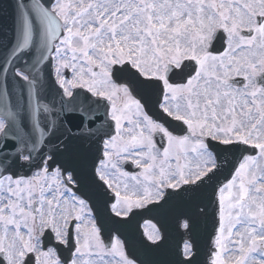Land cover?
<instances>
[{"label":"snow or ice","instance_id":"obj_1","mask_svg":"<svg viewBox=\"0 0 264 264\" xmlns=\"http://www.w3.org/2000/svg\"><path fill=\"white\" fill-rule=\"evenodd\" d=\"M202 190L178 264L201 222L205 264H264V0H14L0 264H151L128 221Z\"/></svg>","mask_w":264,"mask_h":264},{"label":"water","instance_id":"obj_2","mask_svg":"<svg viewBox=\"0 0 264 264\" xmlns=\"http://www.w3.org/2000/svg\"><path fill=\"white\" fill-rule=\"evenodd\" d=\"M11 17L12 4L10 0H0V25L9 27L11 25ZM206 198L207 191L203 190L195 194L181 193L160 209L140 211L134 215L126 226L127 235L130 239L135 240L138 236H142L141 223L146 219L154 221L158 227L163 225L165 236L164 243L158 249L142 253L141 258L150 261L151 264H178L181 259L179 250L185 237L183 231L177 226L176 215L188 210L193 201L202 202ZM209 230L210 226L206 227L201 222V226L195 236L196 256L193 264H205Z\"/></svg>","mask_w":264,"mask_h":264},{"label":"rangeland","instance_id":"obj_3","mask_svg":"<svg viewBox=\"0 0 264 264\" xmlns=\"http://www.w3.org/2000/svg\"><path fill=\"white\" fill-rule=\"evenodd\" d=\"M150 227H151V224L147 223V224L144 225V230H146V229L150 230Z\"/></svg>","mask_w":264,"mask_h":264}]
</instances>
